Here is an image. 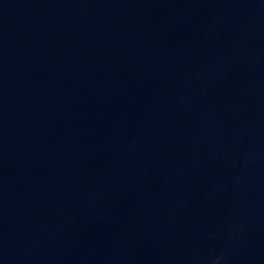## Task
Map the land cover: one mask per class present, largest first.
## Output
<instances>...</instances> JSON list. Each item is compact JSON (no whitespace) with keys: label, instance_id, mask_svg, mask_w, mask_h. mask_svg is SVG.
<instances>
[{"label":"water","instance_id":"1","mask_svg":"<svg viewBox=\"0 0 264 264\" xmlns=\"http://www.w3.org/2000/svg\"><path fill=\"white\" fill-rule=\"evenodd\" d=\"M25 1L27 0H0V9L14 6Z\"/></svg>","mask_w":264,"mask_h":264}]
</instances>
